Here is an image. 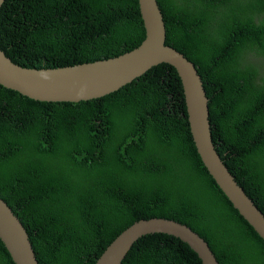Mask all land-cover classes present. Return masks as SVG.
<instances>
[{
    "label": "trees",
    "instance_id": "obj_1",
    "mask_svg": "<svg viewBox=\"0 0 264 264\" xmlns=\"http://www.w3.org/2000/svg\"><path fill=\"white\" fill-rule=\"evenodd\" d=\"M166 43L192 60L215 147L264 213V0H157ZM138 0H3L0 47L14 62L58 66L117 55L144 38ZM0 196L39 264H93L141 217L180 220L219 264H264V239L197 152L182 82L168 62L106 94L40 100L0 83ZM0 264H15L0 239ZM120 264H203L161 231Z\"/></svg>",
    "mask_w": 264,
    "mask_h": 264
},
{
    "label": "water",
    "instance_id": "obj_2",
    "mask_svg": "<svg viewBox=\"0 0 264 264\" xmlns=\"http://www.w3.org/2000/svg\"><path fill=\"white\" fill-rule=\"evenodd\" d=\"M3 0H0V6ZM145 35L117 55L58 66L32 67L14 62L0 47V83L40 100L78 101L106 94L159 62L172 64L181 79L193 141L203 163L233 206L264 239V213L237 182L215 147L208 96L194 62L166 43V26L157 0H138ZM173 234L197 252L203 264H219L207 240L188 224L165 216L141 217L122 229L93 264H120L142 234ZM0 239L15 264H39L19 216L0 196Z\"/></svg>",
    "mask_w": 264,
    "mask_h": 264
},
{
    "label": "rangeland",
    "instance_id": "obj_3",
    "mask_svg": "<svg viewBox=\"0 0 264 264\" xmlns=\"http://www.w3.org/2000/svg\"><path fill=\"white\" fill-rule=\"evenodd\" d=\"M251 262V256L249 255L247 260H246V264H249Z\"/></svg>",
    "mask_w": 264,
    "mask_h": 264
},
{
    "label": "clouds",
    "instance_id": "obj_4",
    "mask_svg": "<svg viewBox=\"0 0 264 264\" xmlns=\"http://www.w3.org/2000/svg\"><path fill=\"white\" fill-rule=\"evenodd\" d=\"M217 149V148H216ZM238 182V181H237ZM239 183V182H238ZM240 184V183H239ZM241 185V184H240ZM242 186V185H241ZM243 187V186H242Z\"/></svg>",
    "mask_w": 264,
    "mask_h": 264
}]
</instances>
